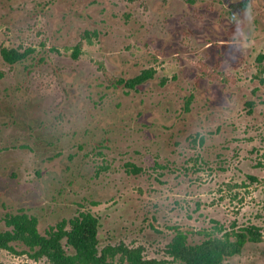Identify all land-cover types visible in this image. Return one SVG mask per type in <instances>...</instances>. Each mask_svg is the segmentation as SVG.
Returning <instances> with one entry per match:
<instances>
[{
	"label": "rangeland",
	"instance_id": "obj_1",
	"mask_svg": "<svg viewBox=\"0 0 264 264\" xmlns=\"http://www.w3.org/2000/svg\"><path fill=\"white\" fill-rule=\"evenodd\" d=\"M3 48L34 52L0 55V231L90 211L101 249L168 260L176 229H264V0H0ZM13 246L1 263L48 264ZM226 264H264V241Z\"/></svg>",
	"mask_w": 264,
	"mask_h": 264
},
{
	"label": "trees",
	"instance_id": "obj_2",
	"mask_svg": "<svg viewBox=\"0 0 264 264\" xmlns=\"http://www.w3.org/2000/svg\"><path fill=\"white\" fill-rule=\"evenodd\" d=\"M91 36V32L86 31L83 39L91 41ZM33 52V49L3 48L0 55L7 64L15 65L27 60ZM81 54L82 43L74 48L73 56L78 58ZM104 74L110 84L129 90H137L154 76L151 70L130 79L113 76L106 70ZM211 76L220 78L219 73ZM127 166L131 173L142 171L133 164ZM4 221L8 229L0 231V249L16 253L13 244L20 243L34 252L33 257H45L48 264H226L228 259L240 255L248 243L264 241V229L257 225L238 227L234 224L231 229L218 225L214 232L204 233L205 238L198 243H191L188 233L176 229L166 248L169 259H151L140 246L121 243L101 249V219L90 211L50 226L46 234L41 233L38 218L24 211L7 214Z\"/></svg>",
	"mask_w": 264,
	"mask_h": 264
}]
</instances>
